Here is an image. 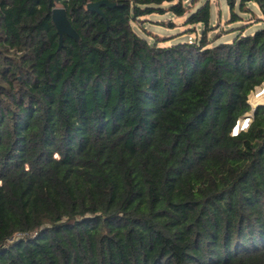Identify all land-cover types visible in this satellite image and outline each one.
<instances>
[{"label": "trees", "instance_id": "16d2710c", "mask_svg": "<svg viewBox=\"0 0 264 264\" xmlns=\"http://www.w3.org/2000/svg\"><path fill=\"white\" fill-rule=\"evenodd\" d=\"M100 1L0 0V264H264V106L231 134L264 28L211 47L209 2ZM57 7L80 36L61 49ZM166 12L201 39L135 32Z\"/></svg>", "mask_w": 264, "mask_h": 264}, {"label": "rangeland", "instance_id": "374dc122", "mask_svg": "<svg viewBox=\"0 0 264 264\" xmlns=\"http://www.w3.org/2000/svg\"><path fill=\"white\" fill-rule=\"evenodd\" d=\"M184 2L189 14L197 11L207 2L210 3L212 27L208 39L211 47L219 43L231 42L241 34L252 35L264 28V15L258 4L254 2L248 3L242 11L240 0H237L234 12L238 18L235 20L232 19L227 0H184ZM169 5V3L163 4L164 10H168ZM189 14L183 17H178L172 12L152 14L133 22V28L150 43L162 47L198 41L201 39L204 26L203 24L188 25ZM258 104L264 106V100L259 101Z\"/></svg>", "mask_w": 264, "mask_h": 264}, {"label": "water", "instance_id": "95a60500", "mask_svg": "<svg viewBox=\"0 0 264 264\" xmlns=\"http://www.w3.org/2000/svg\"><path fill=\"white\" fill-rule=\"evenodd\" d=\"M102 5H106L108 7H114L113 3L108 2L107 0H103L96 3L88 4V9L90 11L97 12L103 18H105L104 13L101 11L100 7ZM52 19L56 26L57 33L59 35V49L62 48L64 42V36L67 35L70 38L79 41L80 36L77 31L73 28L71 22L68 20L66 11L62 7L54 8L52 11Z\"/></svg>", "mask_w": 264, "mask_h": 264}, {"label": "built area", "instance_id": "2783aa9c", "mask_svg": "<svg viewBox=\"0 0 264 264\" xmlns=\"http://www.w3.org/2000/svg\"><path fill=\"white\" fill-rule=\"evenodd\" d=\"M262 100H264V83L260 87H257L255 90L251 91L249 94L248 103L251 105L252 112L249 111L236 122L231 133L233 136H237L241 132L248 131L253 121V117L257 109L256 107L259 105L258 102Z\"/></svg>", "mask_w": 264, "mask_h": 264}]
</instances>
